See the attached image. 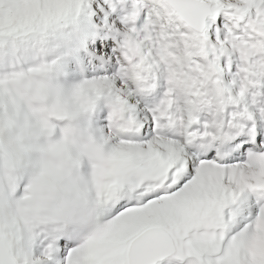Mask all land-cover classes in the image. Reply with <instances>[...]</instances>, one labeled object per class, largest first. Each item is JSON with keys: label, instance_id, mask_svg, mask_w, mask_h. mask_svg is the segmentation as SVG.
<instances>
[{"label": "snow or ice", "instance_id": "1", "mask_svg": "<svg viewBox=\"0 0 264 264\" xmlns=\"http://www.w3.org/2000/svg\"><path fill=\"white\" fill-rule=\"evenodd\" d=\"M0 264H264V0H0Z\"/></svg>", "mask_w": 264, "mask_h": 264}]
</instances>
